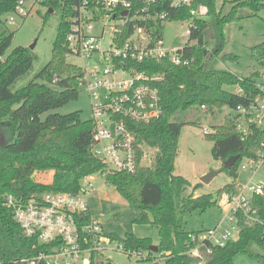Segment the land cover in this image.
<instances>
[{
  "label": "trees",
  "instance_id": "1",
  "mask_svg": "<svg viewBox=\"0 0 264 264\" xmlns=\"http://www.w3.org/2000/svg\"><path fill=\"white\" fill-rule=\"evenodd\" d=\"M18 0H0V264H27L21 259L37 255L45 247L34 238L27 237L6 205L8 194L29 199L34 194L45 192H78L82 178L101 171L103 163L94 156V124L92 119L83 120L79 111L68 114H49L45 120L41 115L51 109L63 106L77 98L83 71L67 58L72 55L68 47L67 34L70 29V6L73 0H41L50 9L62 11L54 41L52 58L37 74L36 78L18 84L33 67L36 55L29 47L18 46L7 53L13 33L7 32V18L15 9ZM230 10L223 13L226 3ZM204 6L209 21L197 18V26L189 36V43L183 50L188 64L174 63L168 56L147 59L137 64L139 70L156 77L154 84L162 97V116L149 123H137L138 137L156 148L154 167H142L136 173L117 172L108 175L107 183L128 201L139 214L136 222H149L159 230V252L165 256L166 264H236L240 253H248L264 264V194L253 195L251 206L255 222L246 224L239 215L240 235L224 245L202 248L199 255L190 252V232L183 224V216L194 210L204 211L216 203L212 193L195 195L188 192L190 181L176 174V158L184 123L173 118L180 111L199 112L205 105V112L216 114L228 107L236 110L247 106L259 94L258 72L242 76L226 69L212 67L220 57L237 61L238 56L223 54L226 43L225 26L233 21L257 15L264 9V0H224L219 8L216 0H193L191 7ZM191 7L171 12L172 19L185 20L191 16ZM212 29L214 46L210 49L205 38L208 28ZM163 23L158 24L161 36ZM193 41V43H191ZM256 58L264 57V42L251 48ZM41 79L42 82L37 81ZM55 83L60 89H54ZM234 86L235 91L226 89ZM241 90V92H237ZM23 105L15 110L14 105ZM203 110V109H202ZM210 135L213 140L212 154L223 162L234 155L238 161L227 169L234 181L222 189L237 190L240 163L245 157L255 156L262 147L264 129L252 127L248 136L236 128V116L228 114L223 124L216 126ZM52 172V181L43 183L35 180V174ZM89 218V217H88ZM201 231V230H200ZM127 249H143L152 245L150 238L138 237L133 232L124 236L111 233ZM257 245L261 252L253 253ZM152 253V252H150ZM39 264H48L45 261ZM103 264H113L111 260Z\"/></svg>",
  "mask_w": 264,
  "mask_h": 264
},
{
  "label": "built area",
  "instance_id": "2",
  "mask_svg": "<svg viewBox=\"0 0 264 264\" xmlns=\"http://www.w3.org/2000/svg\"><path fill=\"white\" fill-rule=\"evenodd\" d=\"M40 2L18 0L13 12L26 17ZM192 3L193 0H73L67 43L71 56L83 60L78 65L83 71L81 87L89 91L94 111L92 152L104 168L82 178L78 192L49 191L29 199L7 195L6 205L13 210L24 234L45 247L37 255L21 259L22 262L97 264L95 257L113 240L104 232L102 222L90 214L86 194L95 187L97 173L107 181L112 173L132 174L142 167L155 166L158 150L139 139L136 124L160 118L164 108L160 91L154 84L157 78L139 70L137 64L165 56L177 64L189 63L183 56L187 45L170 51L163 46V33L166 22L177 20L189 22L186 33L191 35L197 18L205 17L197 14L198 8L191 7ZM186 7H191L190 17L171 18V12ZM7 22L15 23L14 16ZM160 22L163 23L161 36ZM258 87L259 94L249 105L238 106L234 115L236 128L243 136H248L254 126L264 129V84ZM211 132L204 128L205 134ZM239 168L253 176L244 187L237 184L236 191H226L224 221L230 226L219 224L190 232L192 254L199 255L205 247L211 252V246L237 239L241 232L239 215L246 224L255 222L251 197L264 194V177L259 182L253 178L264 168V140L256 155L245 157ZM118 247L128 256L141 255L137 249H127L123 244Z\"/></svg>",
  "mask_w": 264,
  "mask_h": 264
},
{
  "label": "rangeland",
  "instance_id": "3",
  "mask_svg": "<svg viewBox=\"0 0 264 264\" xmlns=\"http://www.w3.org/2000/svg\"><path fill=\"white\" fill-rule=\"evenodd\" d=\"M217 6L221 8L224 0H216ZM197 14L205 16L208 21L206 8L197 7ZM230 10V2L226 3L223 13ZM48 8L38 3L31 13L22 17L15 12L9 13L6 18L14 16L15 23L7 22V32L13 33V42L7 53L11 52L18 46L31 47L36 58L32 69L19 81L18 84H25L36 78L37 74L49 63L52 58L54 41L57 36L58 26L62 20V11L57 9L47 15ZM189 27L187 21H168L164 26L163 46L172 51L175 48L184 47L189 43V35L186 33ZM109 30V28H107ZM226 43L223 54L237 55V61H223L218 57L212 67L216 69H226L242 76H248L258 72L257 82L264 84V57L258 59L253 56L251 48L264 42V9L257 15L246 17L241 20L233 21L225 26ZM212 29L209 27L206 31V41L211 49L214 46ZM108 34H106V39ZM104 40V42L106 41ZM67 61L71 64L82 65L83 60L75 56H69ZM37 81L42 82L39 78ZM54 89H60V86L50 84ZM226 89L235 91L234 86H226ZM79 111L83 120L93 118L92 97L89 91L83 86L77 98H74L61 107L51 109L41 115L45 120L49 114L59 113L68 114ZM237 114L236 110L223 107L216 114L205 112L200 109L197 114L191 111H180L174 118V121L184 123L179 141V151L176 158V174L186 177L191 185L188 192H193L195 186L202 183L201 178L211 172L219 171L213 180L206 184L202 183L195 190V195L212 193L216 203L209 206L204 211L194 210L183 216V224L189 230H205L215 228L219 224L223 227H229L230 223L224 221L227 206L224 205L226 190L222 188L234 181L226 171H220L223 166L221 159L214 158L212 154L213 140L210 135L204 133V128L211 131L223 124L225 116ZM244 159V158H243ZM253 174L249 171L239 168L237 184L243 187L247 185ZM98 178L95 187L91 189L86 196L89 199L90 214L97 218L103 224L106 234L116 233L124 236L127 232H133L138 237L150 238L152 245L159 244V230L149 223L136 222L135 219L139 214L130 206L128 201L115 189L114 186L107 183L105 178L97 173ZM264 177V168L253 178V181L259 182ZM35 180L43 183L52 181V172L43 171L35 174ZM119 241L112 240L105 245L102 254H97L95 261L97 264H103L111 260L113 264H166L165 257L161 252H154L148 248L137 249L141 255L136 256L134 253L128 256L127 253L118 247ZM253 253L261 252L257 245L252 246ZM152 252V253H150ZM141 256L143 258H141ZM236 264H261L255 257L248 253H240L235 258Z\"/></svg>",
  "mask_w": 264,
  "mask_h": 264
},
{
  "label": "water",
  "instance_id": "4",
  "mask_svg": "<svg viewBox=\"0 0 264 264\" xmlns=\"http://www.w3.org/2000/svg\"><path fill=\"white\" fill-rule=\"evenodd\" d=\"M50 12H53V10L50 9ZM126 13H127V12H125V14H126ZM30 48L33 49V48H34V45H32ZM23 103H24V102L22 101V102H20V103H18V104H15V105H14V109H15V110L19 109V108L23 105ZM239 157H240L239 155L231 156L230 158H228L226 161L223 162L224 167L227 168V169H232V167H233V166L235 165V163L238 161ZM218 173H219V171H211V172L205 174V175L201 178L202 183H206V184L210 183V182L213 180V178H214ZM148 249L151 250V251H154V252H158V251H159V246H158V245H150V246L148 247Z\"/></svg>",
  "mask_w": 264,
  "mask_h": 264
}]
</instances>
